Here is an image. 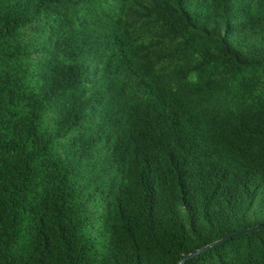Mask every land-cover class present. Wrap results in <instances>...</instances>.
Listing matches in <instances>:
<instances>
[{"label":"trees","instance_id":"1","mask_svg":"<svg viewBox=\"0 0 264 264\" xmlns=\"http://www.w3.org/2000/svg\"><path fill=\"white\" fill-rule=\"evenodd\" d=\"M264 225V0H0V264H176ZM184 264H264V228Z\"/></svg>","mask_w":264,"mask_h":264},{"label":"water","instance_id":"2","mask_svg":"<svg viewBox=\"0 0 264 264\" xmlns=\"http://www.w3.org/2000/svg\"><path fill=\"white\" fill-rule=\"evenodd\" d=\"M262 228H264V225H258V226L252 227V228H246V229H243V230L228 234L227 236H225L224 238H222L220 240L212 242V243H210V244H208V245H206V246H204L202 248H199V249L189 253L187 256L182 258L176 264H184L187 261H189L190 259H192L193 257H195V256H197V255L209 250L212 247H215L217 245H220V244L224 243L225 241H227L228 239H230L232 237L239 236V235H242V234H245V233H249L251 231L259 230V229H262Z\"/></svg>","mask_w":264,"mask_h":264}]
</instances>
